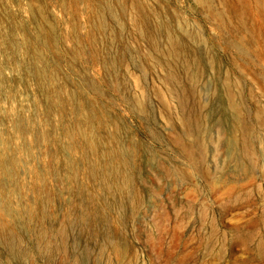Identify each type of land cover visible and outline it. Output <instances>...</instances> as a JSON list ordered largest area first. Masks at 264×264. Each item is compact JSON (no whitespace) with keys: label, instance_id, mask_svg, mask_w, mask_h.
<instances>
[{"label":"rangeland","instance_id":"1","mask_svg":"<svg viewBox=\"0 0 264 264\" xmlns=\"http://www.w3.org/2000/svg\"><path fill=\"white\" fill-rule=\"evenodd\" d=\"M0 231V264H264V0H0Z\"/></svg>","mask_w":264,"mask_h":264},{"label":"bare ground","instance_id":"2","mask_svg":"<svg viewBox=\"0 0 264 264\" xmlns=\"http://www.w3.org/2000/svg\"><path fill=\"white\" fill-rule=\"evenodd\" d=\"M199 3H200V1H199ZM101 21V20H100ZM50 22V21H49ZM46 23V22H45ZM51 23V22H50ZM52 25V24H51ZM102 25V24H101ZM45 26V25H44ZM99 26H100V22H99ZM101 27V26H100ZM51 27H49V31H51ZM55 31V30H54ZM49 34H50V32H49ZM53 34V33H52ZM51 34V35H52ZM152 37V36H151ZM149 38V42H150V44L151 45H155V41L153 40V38ZM53 38V37H52ZM169 38V37H168ZM49 43H51V42H49ZM55 43V42H54ZM245 45V44H244ZM52 46V45H51ZM179 46V41H177V40H171L170 41V45H169V47H168V49H167V51L169 52V53H171V54H176L177 53V47ZM54 48V47H53ZM44 49V48H43ZM45 51V50H44ZM52 51V50H51ZM36 56V55H35ZM42 61V60H41ZM43 63V62H42ZM39 66H41V65H39ZM43 66H44V64H43ZM56 68H58V67H56ZM41 69V68H40ZM48 70V69H47ZM42 73V72H41ZM49 73V72H48ZM55 73V72H54ZM38 75V74H37ZM41 75V74H40ZM38 77V76H37ZM56 79V78H55ZM56 81V80H55ZM61 84V83H60ZM61 88V87H60ZM46 89V88H45ZM66 91V90H65ZM63 93V92H62ZM226 93H227V96L229 97V105H230V107L232 108V110L234 111V112H232V116H233V121H234V124H235V127H237L238 129H240V130H242V145H243V148L246 150L247 149V145L245 144V142L247 141V134L245 133V127H246V124H243L242 123V119L240 118V115H239V111L237 110L238 109V105H237V103H235V102H233L230 98H231V94H230V92H229V89H228V87H226ZM68 94V93H67ZM64 96V95H63ZM68 98V97H67ZM65 106V105H64ZM136 106L138 107V108H136V109H138L139 111H143L144 109H143V106L142 105H140L138 102H137V104H136ZM46 107V106H45ZM47 108V107H46ZM76 109V108H75ZM66 110V109H65ZM74 110V109H73ZM93 112H94V110H93ZM56 113V112H55ZM91 113V112H90ZM101 113V112H100ZM234 113V114H233ZM58 117V116H57ZM101 118V117H100ZM87 119H89V117L87 118ZM196 120V119H195ZM194 119H189V130H191V131H197L198 130V128H199V126H198V124H197V121H195ZM58 121V120H57ZM74 121V120H73ZM75 124V123H74ZM56 125V124H55ZM57 125H58V123H57ZM96 125H99V124H96ZM88 126H89V124H88ZM100 126V125H99ZM77 127V126H76ZM101 127V126H100ZM72 128V127H71ZM69 132V131H68ZM78 133V132H77ZM76 133V134H77ZM75 134V135H76ZM78 136V135H77ZM68 137V136H67ZM74 138V137H73ZM78 138V137H77ZM73 140V139H72ZM68 141V140H67ZM78 141V140H77ZM93 141V140H92ZM79 142V141H78ZM85 144V143H84ZM86 145H87V143H86ZM95 145V144H94ZM77 147V146H76ZM82 148H84V147H82ZM81 148V149H82ZM74 149V148H73ZM78 149V148H77ZM90 149V148H89ZM76 150V149H75ZM83 150V149H82ZM74 151V150H73ZM80 152H82V151H80ZM79 151H78V153H80ZM114 151H112V153H113ZM77 153V154H78ZM105 153V152H104ZM115 153V152H114ZM82 154V153H81ZM74 156H75V154H74ZM78 156H80V155H78ZM93 156V155H92ZM83 157V156H82ZM87 157H88V155H87ZM79 158V157H78ZM97 158V157H96ZM74 159H75V157H74ZM95 159V158H94ZM77 160V159H76ZM84 160V157H83V159H82V161ZM97 160V159H96ZM77 161H80L79 159L77 160ZM122 161V160H121ZM88 162V161H87ZM100 161H98L97 163H95V164H97L98 165V163H99ZM115 162H116V160H115ZM91 163V162H90ZM102 163V162H101ZM116 163H119V162H116ZM100 164V163H99ZM115 163H112V165H114ZM78 165V164H77ZM108 165V164H107ZM84 166V165H83ZM94 166V165H93ZM100 166V165H99ZM115 167H117L116 165H115ZM84 168H85V166H84ZM82 169V168H81ZM107 170V169H106ZM105 170V171H106ZM89 171H90V169H89ZM102 171V170H101ZM108 171V170H107ZM82 172V171H81ZM97 172V171H96ZM99 172V171H98ZM86 173H87V171H86ZM102 173V172H101ZM110 173V172H109ZM108 173V174H109ZM128 174V173H127ZM88 175V174H87ZM86 175V176H87ZM101 175V174H100ZM80 176V175H79ZM84 176V175H83ZM89 177L88 178H90V175H88ZM95 176H96V174H95ZM99 176V175H98ZM105 176V175H104ZM33 177V176H32ZM75 177V176H74ZM81 177V176H80ZM94 177V176H93ZM92 177V178H93ZM106 178V177H105ZM125 178V177H124ZM116 179V178H115ZM128 179V178H127ZM78 180V179H77ZM84 180V179H83ZM100 180H101V178H100ZM125 180V179H124ZM80 181H81V178H80ZM88 181V180H87ZM78 182V181H77ZM125 182V181H124ZM128 182V181H127ZM71 183V182H70ZM80 184V183H79ZM78 184V185H79ZM87 184V183H86ZM100 184V183H99ZM104 182H103V186H104ZM44 185V184H43ZM82 185H84V184H82ZM88 185V184H87ZM85 186V185H84ZM100 186V185H99ZM24 187V186H23ZM87 187V186H86ZM102 187V186H101ZM77 188H79L78 186H77ZM106 188V187H105ZM107 189V188H106ZM42 190V189H41ZM40 190V191H41ZM83 191V190H82ZM84 195V194H83ZM19 212H21V211H19ZM8 219V218H7ZM4 221V220H3ZM3 224V223H2ZM11 227V226H10ZM14 231V230H13ZM1 232V231H0ZM1 234V233H0Z\"/></svg>","mask_w":264,"mask_h":264}]
</instances>
